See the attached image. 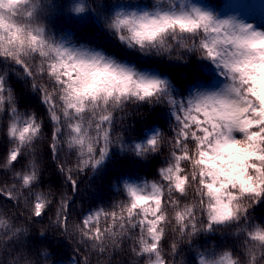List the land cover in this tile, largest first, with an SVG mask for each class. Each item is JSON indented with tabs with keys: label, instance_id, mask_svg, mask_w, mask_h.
Masks as SVG:
<instances>
[{
	"label": "snow or ice",
	"instance_id": "obj_1",
	"mask_svg": "<svg viewBox=\"0 0 264 264\" xmlns=\"http://www.w3.org/2000/svg\"><path fill=\"white\" fill-rule=\"evenodd\" d=\"M0 144V264H62L44 241L71 247L69 264H187L183 249L192 264H264V28L239 13L0 0ZM119 157L121 198L74 216L84 178Z\"/></svg>",
	"mask_w": 264,
	"mask_h": 264
},
{
	"label": "trees",
	"instance_id": "obj_2",
	"mask_svg": "<svg viewBox=\"0 0 264 264\" xmlns=\"http://www.w3.org/2000/svg\"><path fill=\"white\" fill-rule=\"evenodd\" d=\"M147 2H150V0H147ZM205 2L211 8L219 12L221 15L238 13L241 5L235 0H205ZM57 24L62 31L67 30L73 33H75L76 31L79 32L80 29L87 28V24H79L76 23L75 21L60 20L57 21ZM55 27L56 26L53 25L54 30ZM87 35L90 39H95L98 42L104 43L106 45L109 43V41L99 31H96L95 34L93 35V30L89 29ZM180 67L183 68L184 65H181ZM198 75H199V70L195 67H192L184 73V78L188 79L193 76L198 77ZM202 75L209 77V79L211 78V74L209 72H202ZM193 83L195 84V81H193ZM185 94H187V90ZM28 104L33 108L37 107V102L34 100H29ZM143 127H144L143 124L138 126V128H143ZM164 128L165 130L167 129L166 119L164 123ZM3 150H4V145L0 144V156H2ZM117 156H119V154H117ZM122 159L123 157L114 159L115 166L110 171L100 176H92V177L86 176L84 178V181L82 182V188L87 194L83 195L81 198L76 199V202L73 205L74 216H78L80 213L87 212L96 207H109L113 203V201L121 198L120 194L117 193L116 189L113 188L112 185L114 181H117L119 164H120V160ZM160 161L161 162L163 161V157H160ZM158 167H159V163L153 165H147L144 167L137 166L131 170L130 178L135 180H143V179L153 180L156 178L155 169ZM50 171L51 169H49V172ZM124 178H128V176H125ZM55 182L58 183V180ZM88 184H91V188L87 187ZM257 216L264 217V209L258 210ZM35 247L37 249H39L40 247H49L50 252H53L54 250L52 256L53 260L69 262L68 257L72 254L71 247L57 245L51 241H44L43 243L38 242ZM192 257L193 254L189 250L183 249L181 255L177 257V260L183 259L184 261L187 262V264H192ZM93 260L95 261V257L93 258ZM40 262L41 264H43V257H40ZM114 264H133V258L128 254H118L114 257Z\"/></svg>",
	"mask_w": 264,
	"mask_h": 264
},
{
	"label": "rangeland",
	"instance_id": "obj_3",
	"mask_svg": "<svg viewBox=\"0 0 264 264\" xmlns=\"http://www.w3.org/2000/svg\"><path fill=\"white\" fill-rule=\"evenodd\" d=\"M244 1L245 3L240 11L242 17L248 19L258 27L264 28V4L260 2H249V0ZM61 262L62 264H69L67 261Z\"/></svg>",
	"mask_w": 264,
	"mask_h": 264
}]
</instances>
